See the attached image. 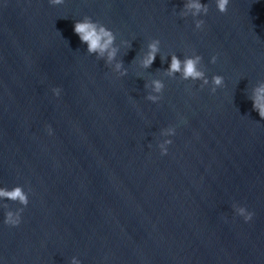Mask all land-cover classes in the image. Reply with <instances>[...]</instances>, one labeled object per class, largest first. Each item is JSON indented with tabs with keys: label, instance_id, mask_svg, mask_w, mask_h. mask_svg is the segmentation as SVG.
<instances>
[{
	"label": "water",
	"instance_id": "obj_1",
	"mask_svg": "<svg viewBox=\"0 0 264 264\" xmlns=\"http://www.w3.org/2000/svg\"><path fill=\"white\" fill-rule=\"evenodd\" d=\"M201 3L197 30L184 0H0V188L29 199L18 227L5 212L22 206L0 199V264H264V120L250 99L264 83V0H229L225 14ZM85 16L113 31L111 64L74 33ZM194 54L203 88L166 75L172 55Z\"/></svg>",
	"mask_w": 264,
	"mask_h": 264
},
{
	"label": "clouds",
	"instance_id": "obj_2",
	"mask_svg": "<svg viewBox=\"0 0 264 264\" xmlns=\"http://www.w3.org/2000/svg\"><path fill=\"white\" fill-rule=\"evenodd\" d=\"M65 0H49L52 6L63 5ZM229 0H216V7L219 13L225 14L228 11ZM209 11L208 5L201 3V0H184V7L180 12L182 18L191 16L194 19L195 28L197 30H202L205 24L203 19H198L201 15H207ZM74 33L79 37L81 43L87 46V53L89 55H96L98 58L103 59L107 57L106 63L111 64L119 51L118 48L114 46L115 35L113 31L109 30L106 26L99 22H94L90 17L85 16L82 20L77 21L74 25ZM128 49L131 48L129 42H125ZM160 51V40L155 39L148 45V51L141 61L143 68L147 69L152 66L155 62L157 54ZM162 61L165 59L161 57ZM217 60L216 56L211 58V63L215 64ZM202 63V57L200 55L194 54L192 56H187L183 60L178 58L176 55L171 56V63L169 68L166 70V75L172 77L179 73L181 78L185 81L191 80L202 81L201 88L209 85L210 81L206 76L205 71L201 70L200 65ZM123 62H117L115 64V70L121 73V76L127 75V70H123ZM211 93L215 94L216 90L224 86V78L220 75H214L211 78ZM147 87V85H146ZM152 87L154 95H149L146 99L152 103H157L162 98V93L164 90V84L160 80H153ZM53 94L56 97L60 96L61 89L53 88ZM252 100L253 110L259 114L261 120H264V83L260 84L254 89L253 96L250 98ZM48 134L52 135V129L49 127L47 129ZM166 135L174 136L175 129L169 128ZM173 141L171 139L166 140V145H171ZM161 156L168 155V149L161 145ZM0 199L11 201L13 203H18L22 207L14 211H6L4 223L10 227H18L21 223V213L24 208L29 204L28 194L20 186H16L11 190L6 188H0ZM5 208L8 206L5 204ZM233 209L236 215L242 217L247 223L252 220L253 213L248 212L244 207H239L233 205ZM72 264H79V262L74 258Z\"/></svg>",
	"mask_w": 264,
	"mask_h": 264
}]
</instances>
